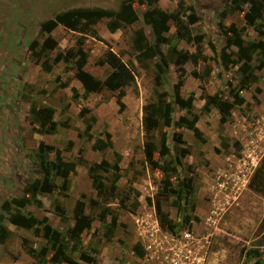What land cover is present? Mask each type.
I'll use <instances>...</instances> for the list:
<instances>
[{
	"label": "rangeland",
	"instance_id": "rangeland-1",
	"mask_svg": "<svg viewBox=\"0 0 264 264\" xmlns=\"http://www.w3.org/2000/svg\"><path fill=\"white\" fill-rule=\"evenodd\" d=\"M123 1L0 0V213L4 200L22 195L28 181L43 175L36 161L39 144L43 141L50 158H55L60 150L65 160L72 161L82 149L84 162L70 174L67 185H63L62 178H56L58 187L54 191L39 194L43 202L41 208L31 205L27 209L39 218L47 216L49 223L63 232L67 240L75 215L80 212L91 216L94 221L81 235V249L96 256L98 264H162L167 247L176 242L185 243L186 233L191 235L189 248L199 264H264V228L260 227L264 218V192L248 185L264 157V69L256 70L257 81L240 92L245 101L234 107L228 122H221L217 108L208 113L202 111L206 94L222 92L225 97H230L231 90L239 86L238 66L224 68L209 42L212 41L219 50L224 43L220 24L225 27L232 23L238 27L244 25L247 5L244 11L229 12L226 11L228 0H154L152 4L136 0L133 6L138 20L114 32L108 28L107 19L96 23L89 34L61 24L51 32H41L42 22L55 18L62 11L76 7L118 10ZM180 1L184 3L182 11L178 8ZM155 6L168 12H179L183 20H187L188 7L193 6L200 20L189 25L191 35L202 36L198 43L178 39L175 23L170 21V30L166 33L168 41L162 45L169 71L162 74L160 81L156 78L158 59L140 65L132 43L138 28L144 29L150 43L154 42L155 30L145 23L143 13ZM258 24L264 27V20ZM49 37L56 41V47L48 51L51 59L59 52L65 53L83 43L82 47L89 55L85 69L102 80L103 88L86 95L81 81L74 75L72 59L53 65L50 72L35 62L29 45L34 40L44 43ZM244 38L251 41L260 37L254 27L249 26ZM177 50L201 56L197 63H186V74L181 78L174 63ZM231 50L236 51V48ZM110 53L126 62L135 73L132 83L124 87L126 94L121 109L117 102L118 91L107 86L110 74L115 71ZM64 82L69 83L64 86ZM176 85L181 96L195 95L192 111L199 114L197 126L205 141L196 138L192 130L176 125H162L154 132L156 141L163 133L168 135L172 154L176 153L177 144L173 139L174 132L183 133L185 143L179 146L187 147L190 152L183 158L180 176L190 174L189 166L196 175V207L191 215L198 219H193L190 228L172 234L159 226L155 204L147 199L150 197L154 201L163 173L145 158L143 106L155 101L159 92H165L170 98ZM73 87L77 89L78 97L73 96ZM32 104L54 109L55 133L36 131L37 125L30 121ZM83 108H89L90 112L82 115ZM91 115L96 121L89 140L84 131L85 119ZM188 117L190 114L186 109L176 107L175 121L182 123ZM108 132L113 148L94 150L93 142L97 138L106 139ZM118 158L121 178L112 201L109 204L91 203L92 199L100 198L89 175V167L103 159L113 162ZM109 175L102 172L99 177L107 181ZM173 182L177 184L178 181L173 178ZM79 201H83L84 206L78 210ZM57 205L65 209L66 219L56 213ZM177 205L174 196L163 202V208L170 216L180 221ZM105 208H110L111 214L102 221L100 214ZM112 215H116L118 221L110 234L108 225ZM4 223L9 234L5 242L0 243V264H34L36 258L24 242L43 252L46 258L52 255L51 244L42 236L19 228L8 219ZM72 244L70 241L71 258L86 264L79 258L80 250L71 249Z\"/></svg>",
	"mask_w": 264,
	"mask_h": 264
},
{
	"label": "trees",
	"instance_id": "trees-1",
	"mask_svg": "<svg viewBox=\"0 0 264 264\" xmlns=\"http://www.w3.org/2000/svg\"><path fill=\"white\" fill-rule=\"evenodd\" d=\"M135 1L136 0H124L118 10L103 7H76L62 11L58 13L55 18L43 21L41 24V32H51L56 26L61 24L72 30L89 34L92 31V27L103 19L108 20L107 26L110 31L114 32L138 20L139 15L133 6ZM138 1L140 3H145L146 1L148 4L154 2V0ZM245 5H247V9L244 11ZM183 7L184 3L180 1L178 3L179 10L182 11ZM188 10L189 13L185 14L187 20H183L179 12H168L158 6L145 11L143 13L145 23L152 26L155 30V39L153 43L149 42L143 28H138L134 32L132 43L135 57L142 66L146 65L145 63L150 59H158L156 62V68L158 70L156 78L158 81L161 80L162 74L169 71V63L163 52L162 45L168 41L166 33L170 30V21L175 23L178 39H184L188 42L194 40L197 43L202 39V36L193 37L191 35L189 25L198 22L200 17L197 15L193 6H189ZM227 10L229 12L244 11L245 24L241 27H238L235 23L227 27L220 24L224 37L222 47L218 50L212 41H210L209 44L212 51L219 55L221 64L224 68L229 65L238 66L241 75L239 86L236 90H231L230 97H225L222 92L206 94L204 96L205 102L202 107V111L206 113L210 112L212 108H217L222 123L228 122L232 117V110L234 107L245 101V98L240 92L257 81L258 77L255 73L256 70L264 69V27L258 24L259 21L264 20V0H228L226 11ZM249 26L254 27L257 31L260 37L258 40L247 41L244 38V34ZM82 44L83 43H80V46L76 48H69L65 53L59 52L53 59L48 55V51L56 47V41L53 38H47L44 43L34 40L29 47L32 51L31 56L34 61L40 63L41 67L46 72H50L53 69V65L60 61H69L72 59L74 61V75L81 81L85 94L87 95L92 92L100 91L104 83L85 69L89 55L82 47ZM232 47H235L236 51L231 50ZM176 53L177 57L174 63L177 67L179 78H181L186 74V63L189 61L197 63L201 56L196 53L183 52L180 50H177ZM109 55L110 61L115 67V71L110 74L107 86L110 89L118 91L117 102L120 104L121 109L124 106L122 100L126 94L124 87L132 83L135 79V73L126 62L117 57L114 53H110ZM205 58L204 56V59ZM254 61H257V63L254 64ZM68 83L69 82H64L63 85L67 86ZM178 85H176L177 89L171 94L170 98H167L165 92H159L155 101L148 102L143 106V151L145 158L152 167L161 170L163 173L161 187L156 193L154 201L150 197L147 199L150 203L154 202L155 204L156 215L160 227L172 234L190 228L193 219H198L191 215V212H193L196 207V175L192 166H189L190 174L180 176V172L183 170V158L190 152L187 147L179 146V144L185 143L183 133L181 131L174 132L173 139L177 144L176 153L172 154V148L168 144V135L163 133L159 141H156L154 132L162 125H176L192 130L196 138L205 141L202 131L197 126L199 114L192 111L195 95L191 94L188 97L181 96ZM72 90L73 96L78 97L77 89L73 87ZM177 106L186 109L190 114V117L186 118L182 123L174 120ZM89 112V108H83L81 114L83 115ZM30 113L32 116L30 120L31 124L37 125V132L48 134L55 133L56 122L53 121L55 115L54 109L49 106L38 107L32 104ZM95 121L96 117L94 115L85 119L84 136L89 140L92 139L91 130ZM108 148H113V141L109 132L107 133L106 139L97 138L93 142V149L96 151H102ZM82 151L83 150L80 149L79 155L72 161L65 160L60 150L57 151L55 158H50L45 143L43 141L40 142L36 161L39 165V172L43 175L28 181L22 189V195L6 199L2 202L1 208L3 212L0 213V243H4L8 237L9 229L4 223V220L8 219L13 225L19 228L32 230L35 235L42 236L51 244L52 255L46 258L43 256V252H38L34 247H29L27 243L24 242L29 253L36 258L34 264H47V262H52L54 264H62L63 262L68 264H82L71 258L69 253L70 241L73 243L71 249L80 250L79 258L84 263L98 264L96 256L81 249V235L94 221L91 216L80 212L77 213L75 215V223L67 233V240L63 232L49 223L47 216L39 218L27 209L28 206L31 205L38 208L43 206V202L38 196L41 192L54 191L58 187L55 182L56 178H62L64 186L68 184L70 174L75 172L77 166L84 162ZM115 154L120 157L118 152ZM156 154L158 157H156ZM102 172L110 173L107 181L99 177V174H102ZM89 175L94 181L97 195L100 198V200L92 199L91 203L99 204L103 202L109 204L115 195L117 183L121 178L119 158L113 162L103 159L100 162L94 163L89 167ZM173 178L178 181L177 184H174ZM263 182L264 157L260 165L255 169L248 185L251 189L263 193ZM172 196L176 197L178 200L177 209L181 215L180 221H175L163 208V202ZM83 206L84 202L79 201L77 205L78 210L82 209ZM105 209L106 210H103L100 214L102 221H105L107 215L111 214L110 208ZM55 211L62 219L67 218L66 211L61 206L57 205ZM117 221V216L112 215V220L108 225V233L112 234ZM260 227L264 228V218L260 223ZM251 251L253 252L256 250ZM139 253L140 255L143 254L142 251ZM250 253L251 252H249V254ZM250 256L252 257L251 254ZM258 263H260L259 260Z\"/></svg>",
	"mask_w": 264,
	"mask_h": 264
},
{
	"label": "built area",
	"instance_id": "built-area-1",
	"mask_svg": "<svg viewBox=\"0 0 264 264\" xmlns=\"http://www.w3.org/2000/svg\"><path fill=\"white\" fill-rule=\"evenodd\" d=\"M160 226V225H159ZM189 233L185 234L187 240L185 243L176 242L173 245H169L168 250L165 252L162 264H199L196 257L193 256V251L189 248Z\"/></svg>",
	"mask_w": 264,
	"mask_h": 264
}]
</instances>
